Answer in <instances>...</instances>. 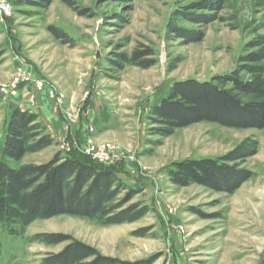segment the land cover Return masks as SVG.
<instances>
[{
    "label": "rangeland",
    "instance_id": "rangeland-1",
    "mask_svg": "<svg viewBox=\"0 0 264 264\" xmlns=\"http://www.w3.org/2000/svg\"><path fill=\"white\" fill-rule=\"evenodd\" d=\"M8 1L9 14H0V158L12 111L5 99L30 88L49 98L61 133L55 140L44 128L52 143L8 165L45 164L55 154L110 165L135 190L120 209L136 203L147 212L115 224L73 214L16 221L13 234L0 226V264H39L71 240L121 264H264V127L199 121L161 136L151 113L178 80L235 70L264 82V0ZM146 50L151 66L127 62ZM252 140L256 153L235 162L251 177L233 192L168 175L174 163L217 159ZM43 234L66 240L49 244Z\"/></svg>",
    "mask_w": 264,
    "mask_h": 264
},
{
    "label": "trees",
    "instance_id": "trees-1",
    "mask_svg": "<svg viewBox=\"0 0 264 264\" xmlns=\"http://www.w3.org/2000/svg\"><path fill=\"white\" fill-rule=\"evenodd\" d=\"M223 2L219 0L218 6H222ZM210 8L218 10L221 7ZM212 20V16H205L202 22ZM53 32L57 38L62 37L60 31ZM195 40H200V36ZM149 54L151 52L148 50L134 52L126 60L147 68L152 62L143 57ZM250 58V61H257L260 57ZM246 68L249 72L257 71L255 67ZM227 83L232 85L231 89H225ZM243 96L250 98L245 100ZM151 113L155 116L153 120L161 124L156 130L161 136L199 121L261 129L264 127V82L242 80L235 70L214 76L211 80H178L173 82L167 96L151 109ZM44 128L37 121V116L25 109L16 107L7 117L0 158V226L7 233H15L12 226L16 221L24 226L36 219H48L59 214L85 216L104 224H115L132 221L147 212L145 207H139L136 203L120 209L133 197L135 190L127 186L110 165L101 166L70 155L60 158L55 154L45 164H25L17 168L9 166L6 159L19 160L25 153L40 150L52 143ZM247 147L248 144L243 143L217 159L174 163L168 175L173 182L182 185L192 180L216 190L233 192L251 177L249 170L235 164L256 153L257 141L252 140L250 147ZM225 162L233 164L229 166ZM38 237L49 244L66 240L57 234ZM87 258L91 259L85 261ZM39 264L121 263L117 259L102 257L92 248L71 240L59 252L45 256Z\"/></svg>",
    "mask_w": 264,
    "mask_h": 264
},
{
    "label": "crops",
    "instance_id": "crops-1",
    "mask_svg": "<svg viewBox=\"0 0 264 264\" xmlns=\"http://www.w3.org/2000/svg\"><path fill=\"white\" fill-rule=\"evenodd\" d=\"M26 90L27 89H24L20 92H18V90L14 92L10 91L11 95L8 97V99H5L7 100L5 103L6 104L9 103L10 104L9 107L11 109H14L15 107H19L28 110L32 113H35L38 116L39 122L47 129L48 133L56 140V137H58V133L61 130V125H60V121H58V116L56 117L54 115L55 112L50 106L49 98L46 97L45 94L43 96L41 93H35L34 91H31L30 88H28L27 91H29L30 93V97H29L26 94L27 93ZM31 92L33 95H31ZM37 94H38V98H37ZM3 96L4 95L0 93V99H3L2 98ZM41 102H42V106H40ZM97 122H99V120H97L95 123ZM82 124H84L85 126L84 121H82L81 125ZM78 126L80 127V123L78 124Z\"/></svg>",
    "mask_w": 264,
    "mask_h": 264
},
{
    "label": "built area",
    "instance_id": "built-area-1",
    "mask_svg": "<svg viewBox=\"0 0 264 264\" xmlns=\"http://www.w3.org/2000/svg\"><path fill=\"white\" fill-rule=\"evenodd\" d=\"M10 10H11V4L9 3V1L8 0H0V14L7 15V14H9ZM35 86L40 88L41 83L38 82V84Z\"/></svg>",
    "mask_w": 264,
    "mask_h": 264
}]
</instances>
